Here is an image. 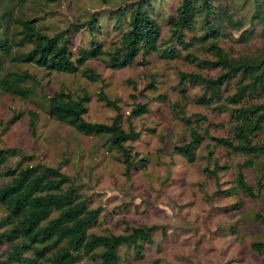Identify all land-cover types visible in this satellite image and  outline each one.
I'll use <instances>...</instances> for the list:
<instances>
[{
    "label": "rangeland",
    "instance_id": "1",
    "mask_svg": "<svg viewBox=\"0 0 264 264\" xmlns=\"http://www.w3.org/2000/svg\"><path fill=\"white\" fill-rule=\"evenodd\" d=\"M129 1L132 0L126 2ZM178 2L164 0L160 7L155 6V11L161 9L164 15L159 20L164 38L167 36L166 14L172 13ZM117 3L125 5L123 0H57L20 7L12 3L11 11L16 18L35 19L42 32L52 35L90 14L103 13L104 17L106 12L118 6ZM222 3L230 6L233 20L242 27L241 30L226 27V35L219 40L220 48L232 58L264 55V34L259 25L249 23L247 15L251 8L248 0H222ZM113 23L114 19L102 20V31L97 38L104 48L113 47L118 40V33L112 29ZM244 30L252 34L246 43H240L239 37ZM198 34L197 31L195 35ZM189 38L191 35L187 34L186 40ZM87 40L86 33H74L72 51L87 47ZM195 48L193 54L199 60L212 59L205 48ZM184 54L181 52L180 58L173 61L161 60L157 54H152L146 58L145 65L122 70L110 69L106 58L91 61L88 65L103 79L95 83L80 74L48 73L32 65H14L5 59L0 65V79L7 73L27 72L34 81L27 79L19 83L31 90L26 99L7 95L0 89V148L21 152L26 157L22 165L59 166L79 186L90 208H102L97 224L91 229L97 234L121 235L127 226L158 225L163 228L165 235L162 229L154 232L152 244L144 245L139 259H135L131 249H120V264H262L250 246L264 237V226L254 219L256 213L264 216V189L255 200L242 193L232 197L213 196L215 181L202 172L207 164L203 159L204 146L209 141L202 143L191 164L173 151L175 145L188 138L187 128L174 116L175 104L192 121L194 114L205 117L213 127L209 129V135L231 137L227 112H213L210 107L194 103L202 94L200 86L186 83L184 93H179V72L213 78L220 73L219 69L198 68L195 63H188ZM151 81H154L155 89H147ZM102 84H105L103 92L117 101L123 129L127 130L130 123L134 131L141 133L138 141L126 144L132 154L137 153L138 159H144L143 166L130 171L129 179L116 151L110 149L105 138L78 134L47 114V98L54 93L64 91L72 96L87 93L90 102L84 119L110 124L116 113L97 100ZM224 93H233L232 83ZM145 103L149 107L148 114L128 119L137 104ZM30 112L38 116L35 136L28 126ZM14 113H22V117L3 131ZM200 124L203 130L205 125ZM263 136L264 127L259 138ZM210 149L221 166L229 167L228 171L218 173L220 188H229L237 165L245 160V156L229 154L212 143ZM19 160V155L10 157L4 169L14 167ZM208 166L211 169L212 163ZM243 174L246 183L257 192L256 179L264 174V158L253 159V168L244 169ZM6 182V179H0V186ZM3 215L0 206V217ZM8 249L7 245L0 246V254ZM81 264L95 263L84 258Z\"/></svg>",
    "mask_w": 264,
    "mask_h": 264
},
{
    "label": "trees",
    "instance_id": "2",
    "mask_svg": "<svg viewBox=\"0 0 264 264\" xmlns=\"http://www.w3.org/2000/svg\"><path fill=\"white\" fill-rule=\"evenodd\" d=\"M57 0H0V65L8 59L14 65H32L48 73L80 74L91 83L103 79L88 65L91 61L107 59V66L113 70L143 66L146 58L157 54L158 58L173 61L184 54V59L198 68L219 69L217 77H203L195 73L179 72V93H184L186 83L200 86L202 94L194 103L210 107L212 111L229 114L231 137H213L209 129L213 128L206 118L194 114L192 121L185 117L179 105L174 116L187 128L188 138L173 147L174 153L188 163H194L196 152L205 140V154L202 172L213 178L215 191L213 196L232 197L242 193L250 199H257L264 189V174L256 179V191L246 183L243 170L253 168V159L264 158V136L259 134L264 127V55L232 58L219 46V40L226 34V27L241 30L242 24L235 22L232 10L222 0H179L172 13L166 14L167 36H161L159 20L164 16L161 6L164 0H132L124 6L117 3L114 9L105 13L90 14L84 20L70 24L56 34L42 32L35 19L16 18L12 13V3L25 6L28 3L39 5L41 2ZM251 8L249 23H256L264 34V0H248ZM112 5V4H111ZM246 6V3L244 4ZM114 19L112 29L119 35L111 48H104L98 36L102 31V20ZM199 32L198 35H195ZM84 32L88 35L87 47L73 52L72 35ZM191 38L186 40V35ZM252 34L244 30L240 43H246ZM205 48L212 59L199 60L193 50ZM1 67V66H0ZM34 78L27 72L7 73L0 79V89L13 97L26 99L31 90L19 85L23 80ZM129 83V81H128ZM154 81L148 88L155 89ZM232 83L233 93L226 95V87ZM101 90L97 100L115 111L110 124L87 122V105L90 97L87 93L72 96L58 91L47 98V114L50 118L70 126L78 134L105 138L110 149H114L124 165L125 175L130 178L133 168L143 166L144 159L131 152L126 146L140 139L141 133L134 131L128 123L124 130L121 124L120 109L117 101L110 99ZM184 97V95H182ZM162 97V96H158ZM149 113L148 104H137L128 119L139 118ZM22 113H14L5 124V128L15 123ZM37 114H28V126L32 136L36 134ZM128 122V121H127ZM200 123L205 125L200 129ZM224 149L229 154L245 156L237 165L232 186L221 189L218 183L219 172L228 171L214 159L210 144ZM19 155L20 160L12 168H5L10 157ZM26 157L15 149L0 148V179L7 182L0 186V206L4 215L0 217V246L9 249L0 254V264H81L86 258L95 264H120V249H131L135 259L142 257L145 244H152V235L163 230L158 225L126 227L121 235L97 234L91 229L97 224L101 207L90 208L88 200L80 192L78 185L64 173L59 166L45 164L22 165ZM212 163V168L209 164ZM203 192V190L201 189ZM254 219L264 226V216L260 213ZM163 236L165 231H162ZM250 249L258 255L264 264V237L251 244Z\"/></svg>",
    "mask_w": 264,
    "mask_h": 264
}]
</instances>
